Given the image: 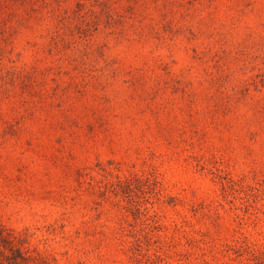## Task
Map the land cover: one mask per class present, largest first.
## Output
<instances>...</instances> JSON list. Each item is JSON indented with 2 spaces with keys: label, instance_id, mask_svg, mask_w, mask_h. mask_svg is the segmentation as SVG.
<instances>
[{
  "label": "rangeland",
  "instance_id": "obj_1",
  "mask_svg": "<svg viewBox=\"0 0 264 264\" xmlns=\"http://www.w3.org/2000/svg\"><path fill=\"white\" fill-rule=\"evenodd\" d=\"M0 264H264V0H0Z\"/></svg>",
  "mask_w": 264,
  "mask_h": 264
}]
</instances>
